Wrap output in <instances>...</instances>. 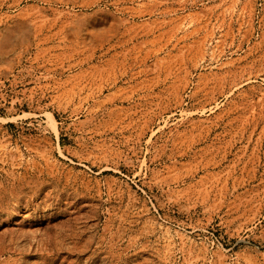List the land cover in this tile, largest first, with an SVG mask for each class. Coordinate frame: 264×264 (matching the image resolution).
<instances>
[{
  "label": "rangeland",
  "instance_id": "obj_1",
  "mask_svg": "<svg viewBox=\"0 0 264 264\" xmlns=\"http://www.w3.org/2000/svg\"><path fill=\"white\" fill-rule=\"evenodd\" d=\"M0 264H264V0H0Z\"/></svg>",
  "mask_w": 264,
  "mask_h": 264
}]
</instances>
